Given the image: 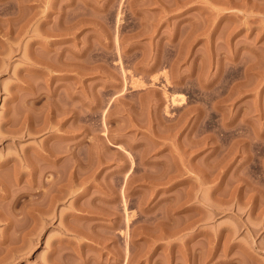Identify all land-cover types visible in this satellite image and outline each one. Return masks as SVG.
Returning <instances> with one entry per match:
<instances>
[{"label": "rangeland", "instance_id": "1", "mask_svg": "<svg viewBox=\"0 0 264 264\" xmlns=\"http://www.w3.org/2000/svg\"><path fill=\"white\" fill-rule=\"evenodd\" d=\"M0 264H264V0H0Z\"/></svg>", "mask_w": 264, "mask_h": 264}, {"label": "bare ground", "instance_id": "2", "mask_svg": "<svg viewBox=\"0 0 264 264\" xmlns=\"http://www.w3.org/2000/svg\"><path fill=\"white\" fill-rule=\"evenodd\" d=\"M35 40L37 41V39H35ZM36 41H35V42H36ZM32 42H33V41H32ZM35 42H34V43H35ZM37 42H38V41H37ZM44 47L47 48V47L44 46V44H43V48H44ZM45 48H44V49H45ZM47 49H48V48H47ZM59 54H61V53H59ZM78 55H79V54H78ZM88 55H89V54H88ZM88 55H87V56H88ZM74 56H76V57H75V60H74L73 58H72L71 60H73V61L75 62L78 56H77V54H75V53H74ZM80 56H81V53H80ZM91 56H92V55H91ZM57 57H58V56H57ZM57 57H56V60H58ZM60 57H61V56L59 55L58 58H60ZM88 57H89V56H88ZM38 58H39V57H38ZM61 58H63V55H62ZM91 58H92V57H91ZM41 59H42V58H41ZM41 59H39V61H40ZM78 59H79V58H78ZM80 59H82V56H81ZM88 59H89V58H86V60H88ZM36 60L38 61L37 57H36V59H34V61H36ZM42 60H43V59H42ZM42 60H41V61H42ZM56 60H55V61H56ZM62 60H63V59H62ZM62 60H61V61L58 60V62H60V63H58V62L56 61L57 65H58V64H61V62H63ZM66 60H70V58H69V59H66V58H65V61H66ZM86 60H85V61H86ZM37 61H36V62H37ZM39 61H38V62H39ZM65 61H64V63H65ZM85 61H83V62L85 63ZM36 62H35V63H36ZM48 62H50V63L52 64L51 61H48ZM53 62H54V61H53ZM69 62H70V61H68L67 63H69ZM71 62H72V61H71ZM71 62H70V63H71ZM83 62H82V60H79V61H78L79 66H80V65H83V64H84ZM89 62H90V64H92V63H91V62H92L91 59H90ZM39 63L42 64V62H39ZM46 63H47V61H46V62L44 61V64H43V65H46ZM56 63L54 62V64H56ZM67 63H66V64H67ZM75 63H76V62H75ZM75 63H74V65H72V67H73V66L76 67V66L78 65V64L76 65ZM80 63H81V64H80ZM82 63H83V64H82ZM86 63H87V61H86ZM51 64H47L46 67H45V66H43V67L48 68ZM54 64H52V65H54ZM71 64H73V63H71ZM87 64L90 65L89 63H87ZM48 65H49V66H48ZM52 65H51V66H52ZM51 66H50V67H51ZM61 66H62V68H65V69L67 68V67H63V66H66V65H64V64H61ZM67 66H70V64L67 65ZM91 66H92V65H91ZM50 67H49V68H50ZM53 67H56V66H53ZM53 67H52V68H53ZM59 67H60V65L57 66V68H59ZM77 67H78V66H77ZM77 67H76V68H77ZM80 67L82 68V71H81V69H80V70H78V71H72V72H71L70 69L73 70V68H74V67L71 68V66L68 67V71H70V72L72 73V76H73V72H74V73L76 72V74L79 72L78 74H80L81 77L84 76L86 73H90V72L92 73V72H93V71H90V70L87 71V68L85 67V65H84V66H80ZM80 67H79V68H80ZM89 67H90V66H89ZM49 68H48V69H49ZM52 68H51V70L54 69V68H53V69H52ZM57 68H56L57 71H59V70L61 71V69H62L61 67H60L59 69H57ZM74 69H75V68H74ZM89 69L93 70L92 67L89 68ZM49 70H50V69H49ZM62 70H63V69H62ZM75 70H76V69H75ZM66 71H67V69H66ZM63 72H65V71H63ZM62 74H63V73H62ZM64 74H65V73H64ZM78 74H77V75H78ZM54 75L56 76V74H54ZM74 75H75V74H74ZM91 75H92V74H91ZM55 76H53V77H55ZM59 76H60V78H61L62 76L64 77V75H62V76H61V75H58V77H56V78H59ZM80 76H79V77H80ZM86 76H87V75H86ZM73 77H74V78H77L76 76H73ZM88 77H89V74H88ZM90 77H91V76H90ZM82 78H83V77H82ZM82 78H80V79L83 81ZM77 80H78V79H77ZM89 87H90V88H89ZM88 89L91 90V89H92V86H88ZM86 92H88V93L90 94L89 90H88V91L86 90ZM88 93H87V95L89 96ZM70 95H71V94H70ZM87 95H86V96H87ZM71 96H72V95H71ZM71 96H70V97H71ZM83 96H85V93L83 94ZM89 97H90V96H89ZM89 97H86V98L91 100V98H89ZM82 98H83V97H82ZM72 99H73V97H72ZM84 99H85V97H84ZM87 99H86V100H87ZM82 100H83V99H82ZM83 101H85V100H83ZM74 103H75V102H74ZM85 103H87V101H86ZM71 104H73V103H71ZM87 104H88L89 110L91 109L90 111H92V108H94V106H93V107H91V106H92L94 103L91 104V102L88 100V103H87ZM87 104H86V105H87ZM70 106L72 107V105H70ZM74 106H75V104H74ZM70 109H71V108H70ZM72 109H73V107H72ZM87 109H88V108H87ZM73 110L75 111V109H73ZM73 110H72V111H73ZM89 110H88V111L86 110V111L89 112ZM72 111H70V112H72ZM76 111H77V110H76ZM76 113H77V112H76ZM21 114H23V116H24V114H27V115H25V116H28V113H21ZM21 114H19V116H18V117L20 118V120H22L21 117H23ZM72 114H73V112H72ZM72 114H71V115H72ZM74 114H75V113H74ZM90 114H91V112H90ZM20 115H21V117H20ZM25 116L23 117V118H24V119H23V123H24V120L26 121V119H27V118L25 119ZM72 116H73V115H72ZM28 117H29V116H28ZM19 118H17V119H19ZM74 118H75V115H74ZM30 119H32L31 117L29 118V121H32V120H30ZM75 119H76V118H75ZM8 120H10V118H8ZM8 120H7V122H8ZM12 120H13V119H12ZM78 120H79V119H78ZM13 121H14V120H13ZM76 121H77V119H76ZM76 121H75V123H76ZM7 122H5V123H7ZM11 122H12V121H11ZM20 122H21V121H20ZM20 122H19V120H18V124H20ZM23 123L21 122V124H20V126H18L17 130H22V128H23L22 125H24ZM25 123H26V122H25ZM26 124H28V120H27V123H26ZM26 124H25V125H26ZM32 124H34V123H32ZM32 124L29 123L27 126L24 125V128H26V130H27V131L25 130L26 133H29L28 131H30V130H28V128H29ZM72 124H74V119H73V123H72ZM24 128H23V129H24ZM30 128H31V127H30ZM30 128H29V129H30ZM32 128H33V126H32ZM7 129H8V128H7ZM17 130H14V131H17ZM26 133H25V134H26ZM47 147H48V146H46L44 143H41L40 147L37 148V151H36V150L34 151V152L36 153V155H37L36 160H33V158H32V159H29V158H28L29 156H26V154L23 156L22 161H23L24 163L29 164L28 166L31 167V168H30V171L33 172V170H32V169H33V165L36 166V164H38V165H37L38 167L36 166V167H37V168H36L37 170H40V171L42 172L43 170L46 169V166H45L46 162H45V161H46V159H48V158H47L48 155L46 154V152H47V151H46V150H47ZM48 151H49V150H48ZM47 153H48V152H47ZM36 155H35V157H36ZM30 158H31V157H30ZM33 161H34V162L37 161V163L33 164ZM74 161H75V160H74ZM27 164H26V165H27ZM34 172H35V171H34ZM38 172H39V171H38ZM35 173H36V172H35Z\"/></svg>", "mask_w": 264, "mask_h": 264}]
</instances>
